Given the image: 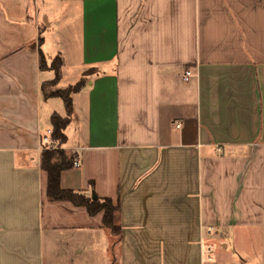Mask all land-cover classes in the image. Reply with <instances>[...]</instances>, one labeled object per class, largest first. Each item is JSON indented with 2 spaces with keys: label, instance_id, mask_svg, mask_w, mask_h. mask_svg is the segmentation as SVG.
Segmentation results:
<instances>
[{
  "label": "crops",
  "instance_id": "0c3cea01",
  "mask_svg": "<svg viewBox=\"0 0 264 264\" xmlns=\"http://www.w3.org/2000/svg\"><path fill=\"white\" fill-rule=\"evenodd\" d=\"M41 56L83 83L59 186L117 204L119 238L46 198ZM212 239L264 264V0H0V264H204Z\"/></svg>",
  "mask_w": 264,
  "mask_h": 264
},
{
  "label": "trees",
  "instance_id": "16d2710c",
  "mask_svg": "<svg viewBox=\"0 0 264 264\" xmlns=\"http://www.w3.org/2000/svg\"><path fill=\"white\" fill-rule=\"evenodd\" d=\"M43 58H40V66H43ZM53 65L49 67L54 73V83L60 80V70L62 61L60 57L56 56L52 60ZM82 82L73 86H68L62 90L57 89L50 92L48 95L44 94L45 86L49 85V81L41 84V92L46 98H58L63 102L66 116L60 118L56 115L51 116V139L57 143L61 149L65 141L64 130L68 125V118L71 114V100L72 93H76L82 87ZM74 156L68 154L63 149L53 151H43L40 155V168L46 173V198L50 202H68L75 207H82L86 210L89 216H94L100 212L103 214V226L110 230L114 237L119 238L120 228L118 224V211L117 204L113 205L111 199L97 198L92 200L86 198L83 194L74 192L72 190H63L59 186V179L62 172L69 170L73 167Z\"/></svg>",
  "mask_w": 264,
  "mask_h": 264
},
{
  "label": "rangeland",
  "instance_id": "374dc122",
  "mask_svg": "<svg viewBox=\"0 0 264 264\" xmlns=\"http://www.w3.org/2000/svg\"><path fill=\"white\" fill-rule=\"evenodd\" d=\"M44 38V37H43ZM41 45H43L42 44V42H41ZM45 49H46V47L45 46H43V49L42 50H44L45 51ZM44 53H46V51L44 52ZM52 60L53 59H51V60H46L45 58H43V66H42V68H46V67H51L52 65H53V63H52ZM60 81V80H59ZM66 80H64L63 82H61V83H54V80L52 79L51 81H49V85H47V86H45V90H44V94L45 95H48L50 92H54L55 90H57V89H60V90H62V89H64V88H66L67 87V85H68V81L67 82H65ZM59 102H60V106H61V101L60 100H58ZM57 144V143H56ZM55 150H62V149H60L58 146H57V148L55 149ZM54 150V151H55ZM48 151H53V150H48ZM66 152V151H65ZM213 241L211 242L210 241V243L209 244H205L204 245V249L205 248H209V247H212L211 249H212V254H211V258H212V255H213V257H215V255H216V252L217 251H222L223 249H225V246H222V247H219V245H220V243H223V241L224 240H214V239H212ZM234 241H237L236 242V244H233V246L231 245L230 247H231V250L229 251V254L227 255L228 256V258H232V259H235L236 260V262L238 263V258H237V255H238V251L237 250H239L240 251V249L243 251V250H245V251H248V249L249 248H251L250 247V245L248 246L247 245V243H246V240H243V239H241V240H239V239H235ZM234 241H233V243H234ZM254 243V242H253ZM248 248V249H247ZM234 249V250H233ZM237 253V254H236ZM203 258H204V255H203ZM213 259V258H212Z\"/></svg>",
  "mask_w": 264,
  "mask_h": 264
},
{
  "label": "built area",
  "instance_id": "2783aa9c",
  "mask_svg": "<svg viewBox=\"0 0 264 264\" xmlns=\"http://www.w3.org/2000/svg\"><path fill=\"white\" fill-rule=\"evenodd\" d=\"M191 77V72L190 71H185L183 75V80L187 81ZM178 127V125H176ZM57 148L56 142H54L51 139V130H47L46 134L41 138V146H40V151H48V150H55ZM79 166V161L74 160L73 161V167H78ZM212 247L205 248L203 249V262L204 264H211L213 262L211 258L212 254Z\"/></svg>",
  "mask_w": 264,
  "mask_h": 264
},
{
  "label": "water",
  "instance_id": "95a60500",
  "mask_svg": "<svg viewBox=\"0 0 264 264\" xmlns=\"http://www.w3.org/2000/svg\"><path fill=\"white\" fill-rule=\"evenodd\" d=\"M90 198H91L92 200H96V199H97V197H96L93 193H91Z\"/></svg>",
  "mask_w": 264,
  "mask_h": 264
}]
</instances>
